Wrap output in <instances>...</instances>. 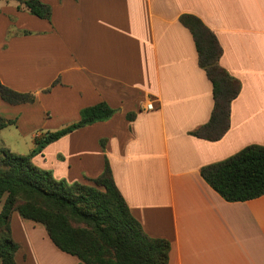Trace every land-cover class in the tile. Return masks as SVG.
Wrapping results in <instances>:
<instances>
[{
    "label": "crops",
    "instance_id": "obj_1",
    "mask_svg": "<svg viewBox=\"0 0 264 264\" xmlns=\"http://www.w3.org/2000/svg\"><path fill=\"white\" fill-rule=\"evenodd\" d=\"M41 1L51 6L50 19L0 0V80L36 94L21 104L0 95V114L14 121L0 143L27 154L13 144L31 134L29 153L36 136L105 101L117 109L110 119L51 142L33 162L57 179L91 184L108 158L145 232L170 241L169 264H264V194L227 201L201 174L249 145L264 146V0ZM183 13L216 34L219 63L241 84L229 129L217 140L193 134L210 120L215 100ZM11 230L20 264H80L18 211Z\"/></svg>",
    "mask_w": 264,
    "mask_h": 264
},
{
    "label": "trees",
    "instance_id": "obj_2",
    "mask_svg": "<svg viewBox=\"0 0 264 264\" xmlns=\"http://www.w3.org/2000/svg\"><path fill=\"white\" fill-rule=\"evenodd\" d=\"M15 1L18 9L51 18V6L41 0ZM180 20L194 36L199 63L213 84L215 100L210 120L193 134L217 140L229 129L231 104L241 84L220 65L222 47L205 22L191 13H183ZM0 95L11 104L36 100L34 92L17 91L1 80ZM116 112L105 101L88 106L79 120L36 136L35 146L27 154L0 145V202L6 198L0 213L1 264H20L15 258L20 245L11 230L14 211L43 224L55 245L76 256L80 264H169L170 241L145 232L117 187L108 158L102 174L89 179L91 184L57 179L52 171L33 162L51 142L80 127L108 120ZM135 115L129 112L127 118L132 120ZM12 123L0 114V131ZM101 144L105 147L106 140ZM201 174L227 201L260 197L264 194V146L249 145L225 160L204 166Z\"/></svg>",
    "mask_w": 264,
    "mask_h": 264
},
{
    "label": "rangeland",
    "instance_id": "obj_3",
    "mask_svg": "<svg viewBox=\"0 0 264 264\" xmlns=\"http://www.w3.org/2000/svg\"><path fill=\"white\" fill-rule=\"evenodd\" d=\"M45 132H47V131L45 130ZM9 137L11 138V139L9 138L10 140H14L12 136H9ZM31 140H32V135L28 134L27 136L22 137V140L20 142H18L16 145L13 144V147H14V149H17L16 151L28 153L30 143L32 142ZM0 145H2V144L0 143ZM5 199L6 198H4L0 202V213H1L2 209H3L4 203H5Z\"/></svg>",
    "mask_w": 264,
    "mask_h": 264
},
{
    "label": "built area",
    "instance_id": "obj_4",
    "mask_svg": "<svg viewBox=\"0 0 264 264\" xmlns=\"http://www.w3.org/2000/svg\"><path fill=\"white\" fill-rule=\"evenodd\" d=\"M147 109H153V103L149 102L146 106Z\"/></svg>",
    "mask_w": 264,
    "mask_h": 264
}]
</instances>
